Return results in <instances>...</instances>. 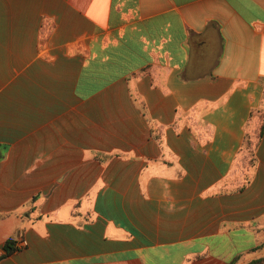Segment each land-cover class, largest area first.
Here are the masks:
<instances>
[{"label": "crops", "instance_id": "crops-1", "mask_svg": "<svg viewBox=\"0 0 264 264\" xmlns=\"http://www.w3.org/2000/svg\"><path fill=\"white\" fill-rule=\"evenodd\" d=\"M262 115L264 0H0V264L263 257Z\"/></svg>", "mask_w": 264, "mask_h": 264}, {"label": "trees", "instance_id": "trees-1", "mask_svg": "<svg viewBox=\"0 0 264 264\" xmlns=\"http://www.w3.org/2000/svg\"><path fill=\"white\" fill-rule=\"evenodd\" d=\"M262 119H263V124L259 130V140L263 137V133H264V115H262ZM254 143L252 141H247V146H250V147H253ZM257 146V145H256ZM13 242H9L7 247L10 249L11 248V245H12ZM247 264H264V256L263 257H260V258H257V259H254L250 262H248Z\"/></svg>", "mask_w": 264, "mask_h": 264}, {"label": "built area", "instance_id": "built-area-1", "mask_svg": "<svg viewBox=\"0 0 264 264\" xmlns=\"http://www.w3.org/2000/svg\"><path fill=\"white\" fill-rule=\"evenodd\" d=\"M22 245L26 246L27 245V242L26 241H22L21 242ZM2 256V253H1V250H0V257Z\"/></svg>", "mask_w": 264, "mask_h": 264}]
</instances>
